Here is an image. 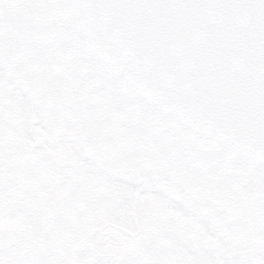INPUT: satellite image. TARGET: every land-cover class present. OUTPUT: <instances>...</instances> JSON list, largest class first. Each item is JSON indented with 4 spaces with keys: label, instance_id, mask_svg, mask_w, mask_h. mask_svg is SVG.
Instances as JSON below:
<instances>
[{
    "label": "water",
    "instance_id": "95a60500",
    "mask_svg": "<svg viewBox=\"0 0 264 264\" xmlns=\"http://www.w3.org/2000/svg\"><path fill=\"white\" fill-rule=\"evenodd\" d=\"M23 1L46 57L130 150L264 210V0ZM8 199L0 175V221Z\"/></svg>",
    "mask_w": 264,
    "mask_h": 264
},
{
    "label": "flooded vegetation",
    "instance_id": "af4514ba",
    "mask_svg": "<svg viewBox=\"0 0 264 264\" xmlns=\"http://www.w3.org/2000/svg\"><path fill=\"white\" fill-rule=\"evenodd\" d=\"M10 8L8 0H0V75L18 85L19 93L9 102L22 111V120L27 117L25 107L30 106L34 111L30 127L39 125L37 112H42L53 127L51 131L37 127V133L27 140L6 139L0 143V172L10 194L0 221V264H201L202 253L212 264H224L227 259L219 261L211 255L218 251L219 242L236 253L242 250V255L250 254V261L240 264H264L261 252L234 235L213 234L203 239L201 206L189 205L185 193L150 186L151 175L161 176L168 184L172 178L159 169L164 165L161 159H148L144 175L141 171L75 170L71 155L77 152L82 159L102 166L108 161L110 168L121 162H126L129 169L135 168L139 160L133 156L137 161L123 157L106 161V133L113 132L110 144L115 142L116 147L121 143V133L92 115L69 87L64 88L62 99L53 91L49 95L39 92L36 47L32 48L36 57L31 59L24 50L26 41L19 46L11 37L13 33L21 36V29L27 30L31 42L33 26L16 24L12 32L6 19ZM16 9H21L18 1L12 11ZM73 106L79 118L67 110ZM5 117L0 127H10V117ZM54 130L59 134L56 138ZM48 133L50 138L41 139ZM57 138H64L65 159H61L64 155L58 145L53 144ZM125 179L127 183L122 185ZM253 231L264 238L260 234H264V226L254 227Z\"/></svg>",
    "mask_w": 264,
    "mask_h": 264
},
{
    "label": "rangeland",
    "instance_id": "374dc122",
    "mask_svg": "<svg viewBox=\"0 0 264 264\" xmlns=\"http://www.w3.org/2000/svg\"><path fill=\"white\" fill-rule=\"evenodd\" d=\"M9 5L11 7L10 11L13 10L14 1L9 0ZM23 17L25 18V15H23ZM23 17L19 16L20 19H22ZM11 27H12V21H11ZM23 38L25 39L26 36L23 35ZM16 45H18V44H16ZM37 62H38V59H37ZM40 68H41V66H40ZM44 88H46L45 85H41V87H39V92L40 93L46 92ZM16 97L17 98L19 97V93L15 90V88L11 84L6 82L5 76L3 78L0 75V105L2 106V104L6 101L12 102V100ZM25 108H26V116H27L26 119L21 120V121H14L10 118V123H11L10 127L14 126L13 128L17 132L19 130H22L25 137L30 138L33 133H35V134L37 133V129H36V127H30V119H31V117H33L34 111L30 108V106H27ZM67 110H69L72 114L75 113L74 115L77 116L78 118L80 117V114L78 113L76 108L70 107ZM7 115L9 116V114L6 113V111L5 112L3 111V114H0V121H2V119L6 120L5 116H7ZM38 115L40 116L41 119L39 118L40 121L38 122L39 125L37 127H47L48 130L51 131V127H53V126L50 124V122L47 120V118L40 115V114H38ZM53 137L54 138L58 137L57 133L55 131L53 133ZM111 137H112V133L107 132L106 133V142L107 143H105V146H104L106 161L108 159L112 160V161H116L117 159L120 158V155H119V158H117L118 157L117 156L118 154L116 153L117 150L114 149V147H116L115 142H113V144H110L111 139H112ZM44 138H50L49 133H48V135H43L41 137V139H44ZM62 141H63L62 139L57 138L53 144L64 145ZM110 145H112V146H110ZM32 147H33V145H31V147H29V151L32 149ZM65 148H66V146H63V150ZM61 150H60V152H61ZM64 152L66 153L67 151H64ZM77 154H78V152H77ZM77 154L74 153L73 156H74V160L78 161V159L80 157L78 158ZM25 156H29V155L25 154ZM84 162L85 161H83V160H80L78 162L79 164L84 165V168L82 170L95 172V173H97L100 170L117 171V172H121V171L122 172H128V171H134L135 172V171H138L137 166L135 168L130 167L131 169H129L126 167V163L125 164L122 163L121 167H119V168H117L116 165H112L113 167L110 168L109 166H111V163H109L108 161H107V164L109 166L108 165L102 166V165H99L96 163H84ZM148 178L150 179V182H152V185H150L151 187H157V188H166L167 187V185L164 182H161L160 178L155 176V175H151ZM173 181H175V180H173ZM121 183H122V185L124 183H127V179L121 180ZM121 187H123V186H121ZM171 193H173V192H171ZM188 204L191 205L190 203H188ZM201 221H202L201 234L203 236V239H204V237L209 238L213 234H215L216 236L217 235L221 236V237L234 235L235 237H238L239 239H242L244 241H248L251 248H253L254 250H256L258 252H261L264 256V239H260V238H256V237L248 235L247 233L243 232L241 229H238V228L232 226L228 219H226L224 217H220V218L216 217L212 213V211L208 208L201 209ZM219 244H221V242H219ZM219 244L217 245L218 251H212L211 255H213L215 259L220 258L219 261H223L224 259H227V261L225 260L226 263H225V261H223L224 264H227V263L228 264H240L242 262L250 261V259L252 258L250 256V254L245 255V256L242 255V250H240L236 253L235 250H230V248H226V247L221 246ZM225 253H226V256L224 255Z\"/></svg>",
    "mask_w": 264,
    "mask_h": 264
},
{
    "label": "trees",
    "instance_id": "16d2710c",
    "mask_svg": "<svg viewBox=\"0 0 264 264\" xmlns=\"http://www.w3.org/2000/svg\"><path fill=\"white\" fill-rule=\"evenodd\" d=\"M189 189L193 193L199 194L201 199L208 200L206 202L210 201L211 203H213V205L219 210H221V208H226L227 214L231 217L233 222H235L238 225L240 224L248 228H253L255 226L259 227L261 223L264 221L263 218L262 220L257 216L254 217L251 215L252 210L250 206L242 202H239L233 198H230V196H226V195H224V197L222 196L223 197V201H222V199L218 197L220 191L216 188H212L206 185L203 182L200 183L195 182V184L189 186ZM206 192H209V194H207ZM225 203H228V205H226ZM262 224L264 225V223Z\"/></svg>",
    "mask_w": 264,
    "mask_h": 264
}]
</instances>
